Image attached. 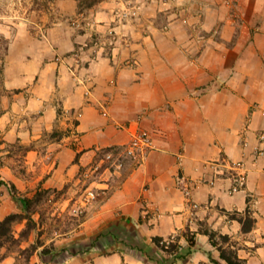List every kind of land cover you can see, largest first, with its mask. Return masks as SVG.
Listing matches in <instances>:
<instances>
[{
  "label": "crops",
  "instance_id": "1",
  "mask_svg": "<svg viewBox=\"0 0 264 264\" xmlns=\"http://www.w3.org/2000/svg\"><path fill=\"white\" fill-rule=\"evenodd\" d=\"M50 8L64 21L40 36L0 15V219L24 211L20 197L60 194L45 202L57 219L50 233L48 212L31 213L36 227L22 246L41 244L31 263L214 264L210 255L223 263L214 231L229 236L245 264H264V157L255 154L264 127V0H103L82 29L68 23L75 0ZM123 9L134 14L120 19ZM68 129L77 140L63 136ZM137 129L151 135L144 157L82 179ZM237 161L246 181L231 193L226 164ZM91 187L97 196L75 221L80 191ZM246 209L255 221L243 231L233 214ZM24 225L15 224L16 235ZM153 237L176 249L162 250ZM44 246L50 253L39 255ZM5 250L0 264H15Z\"/></svg>",
  "mask_w": 264,
  "mask_h": 264
},
{
  "label": "trees",
  "instance_id": "2",
  "mask_svg": "<svg viewBox=\"0 0 264 264\" xmlns=\"http://www.w3.org/2000/svg\"><path fill=\"white\" fill-rule=\"evenodd\" d=\"M33 8L39 11H44L51 6L56 0H30ZM103 0H75L76 14L83 13L88 14V11L95 8L99 2ZM95 39V36L92 37ZM55 133H53L54 135ZM4 183V182H1ZM11 194L14 193L15 187L13 184H9ZM48 189L37 190L31 197H20L19 200L23 205L24 211L11 212L0 219V247H4L6 250L4 254L14 253L15 264H36L31 263V256L35 253L38 246H40L39 240L29 242L26 246H22V243L27 241L29 234L36 227V221L32 218L31 213L36 211V205L41 200L43 195L47 193ZM234 217L241 223V229L248 231L252 228L255 219L251 216L248 209L243 214H233ZM25 219L24 227L15 234V224ZM211 244L216 247L219 254L218 257L223 261L210 255V259L214 264H245L244 259L237 255V248L235 244L230 240L226 234H216L214 231H208ZM218 237L220 244H217L215 238ZM153 241L162 250L170 252L175 250L176 246L172 241L166 243L161 237H153ZM191 241V240H190ZM50 253V248L44 246L39 252V255H45Z\"/></svg>",
  "mask_w": 264,
  "mask_h": 264
},
{
  "label": "built area",
  "instance_id": "3",
  "mask_svg": "<svg viewBox=\"0 0 264 264\" xmlns=\"http://www.w3.org/2000/svg\"><path fill=\"white\" fill-rule=\"evenodd\" d=\"M162 3L176 2L177 0H159ZM131 11L121 10L118 14L120 19L128 18L130 15H133ZM75 27H80L82 29L91 24L90 20L85 18L82 13H79L77 17L72 21ZM96 42L95 40L93 41ZM79 64V61L76 62ZM135 63V61H131ZM64 137H72L74 140L78 139V133L74 129H68L63 134ZM152 140L149 132L143 129H137L131 133L129 141L123 146L119 151L107 150L103 153L100 160L102 164L95 163L90 166L87 170H84L81 174L82 179L89 180L91 176L98 172L101 167H106L108 169H119L122 167L125 158L130 160L138 161L146 152L151 148ZM255 154L260 157H264V127L260 129L257 133V145L255 146ZM223 163H226V160L223 159ZM228 169V174L232 179V185L230 187L231 193L240 191L243 189L246 181V170L243 167V163L240 161L226 164ZM192 182L190 179L183 178L180 181V189L183 193L185 200L187 201L191 209H196L199 207L198 203L192 199ZM95 197L94 192L90 188L85 189L84 201L89 202L92 198ZM171 241L166 239V243Z\"/></svg>",
  "mask_w": 264,
  "mask_h": 264
},
{
  "label": "rangeland",
  "instance_id": "4",
  "mask_svg": "<svg viewBox=\"0 0 264 264\" xmlns=\"http://www.w3.org/2000/svg\"><path fill=\"white\" fill-rule=\"evenodd\" d=\"M49 10L51 12H49ZM53 10L55 9H51L50 7H48L44 11L36 10L33 8V5L30 0H0V15H5V14L8 16L10 15L11 18L10 20L12 21L26 22L28 29L31 31V33L34 36L35 35L40 36L41 34H45L47 29L51 27L53 23L57 21H64L61 20L64 18L58 16L56 14L57 11H53ZM83 16L87 19V15L83 14ZM68 23L70 24V26L73 25V23L70 20H68ZM76 28L79 29L80 27H76ZM5 45H6L5 40L0 38V48L5 47ZM90 189L94 192L95 194L94 198H96L97 196L96 190L92 187ZM59 195H60L59 193L49 190L47 193L43 195L41 200L36 205V209L38 210L40 209L41 212L42 210H44L43 212L45 213L48 212L45 220V222L47 223L45 229L49 233L55 224V220L57 219L55 218L56 214L51 215L50 213L51 211L49 210L50 204L46 205L45 202H50L48 201V199L56 198ZM84 197H85V190L82 189L80 191V200L78 201V204L76 206V212H75L76 214L74 216L75 221L81 220L84 217L83 207L80 206H82L83 203L85 205L89 203L92 199H94L92 198L89 202H85Z\"/></svg>",
  "mask_w": 264,
  "mask_h": 264
}]
</instances>
